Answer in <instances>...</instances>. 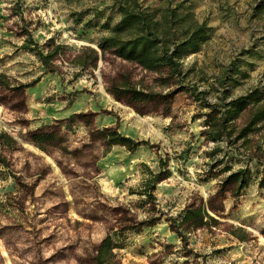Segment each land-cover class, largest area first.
<instances>
[{
  "label": "rangeland",
  "instance_id": "rangeland-1",
  "mask_svg": "<svg viewBox=\"0 0 264 264\" xmlns=\"http://www.w3.org/2000/svg\"><path fill=\"white\" fill-rule=\"evenodd\" d=\"M115 1L0 0V264H90L109 230L124 231L118 264H264V127L247 147L202 134L207 102L264 95V0H137L156 17L175 7L211 28L182 58L179 88L155 86L156 75L109 52L95 67L76 62L100 53L120 19ZM37 50L56 54L44 66ZM126 71L165 99L142 114L116 100L106 83ZM104 128L141 144L106 146ZM52 132L43 148L33 141ZM239 168L248 184L233 195ZM191 209L216 222L182 225Z\"/></svg>",
  "mask_w": 264,
  "mask_h": 264
},
{
  "label": "trees",
  "instance_id": "trees-1",
  "mask_svg": "<svg viewBox=\"0 0 264 264\" xmlns=\"http://www.w3.org/2000/svg\"><path fill=\"white\" fill-rule=\"evenodd\" d=\"M115 4L120 19L109 29L108 35L102 37L98 42L97 47L100 53L96 49H91L90 61L82 59V56L78 55L76 62L81 67L87 65L95 67L97 60L109 52L123 61L135 64L142 70L156 75L152 80L155 86L169 88L174 85L179 88L180 82L184 79L182 58L198 50L199 45L209 38L211 28L204 20L199 21L192 12L178 11L175 7H167L159 17H156L155 14L152 15L139 6L137 0H116ZM36 54L44 66H48L50 59L55 56L56 50L47 53L37 50ZM4 78L5 76L0 74V87L6 84ZM106 84L107 91L116 100H125L141 114L146 104H154V100L165 99V94L154 91L153 84L144 86L141 82H134L127 71L118 73ZM193 91L195 94V90ZM176 92L173 90L171 94ZM206 107L209 108V111L204 120L206 127L202 131L206 139L216 142L223 140L229 145L242 140L239 146L247 147L249 141L247 136L264 127V95L260 93L259 89H254L246 95L228 101L222 98L218 102H207ZM240 116L243 117L244 124L239 127L240 124L237 121L241 119ZM97 135L98 139H101L106 146L118 144L130 151L141 144V142L123 136L111 128L101 129ZM2 136L0 134V139ZM55 137L54 132L41 133L37 136L33 134V141L43 148L42 142H51ZM8 139L13 144L15 143L12 137H8ZM0 146H2L1 141ZM11 149H14V145ZM0 164L7 165L1 154ZM161 174L160 172L150 173L151 177L144 180L143 186L145 189L147 188V191L155 188ZM228 180L236 183V189L233 191V195H236L238 190L248 184L247 170L239 168L229 175ZM257 184L259 189H264V173L258 179ZM204 215L207 216V219L216 222L201 210L191 209L183 214L181 224L188 223L191 227L202 228L206 225V222L203 221ZM130 229L133 230L134 227ZM123 234L124 231L119 233L109 230L94 248L90 264H118L115 250L121 247V241L118 240L122 238Z\"/></svg>",
  "mask_w": 264,
  "mask_h": 264
}]
</instances>
